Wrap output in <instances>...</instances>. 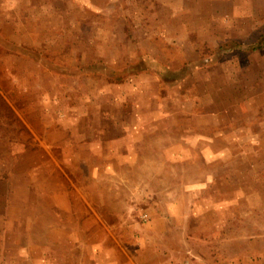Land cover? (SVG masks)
Here are the masks:
<instances>
[{
  "label": "rangeland",
  "instance_id": "1",
  "mask_svg": "<svg viewBox=\"0 0 264 264\" xmlns=\"http://www.w3.org/2000/svg\"><path fill=\"white\" fill-rule=\"evenodd\" d=\"M0 264H264V0H0Z\"/></svg>",
  "mask_w": 264,
  "mask_h": 264
}]
</instances>
